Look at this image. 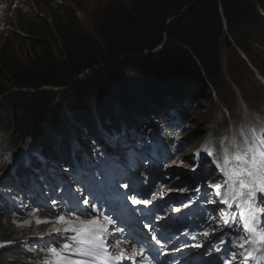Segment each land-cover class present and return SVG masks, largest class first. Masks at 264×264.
I'll use <instances>...</instances> for the list:
<instances>
[{"label":"trees","instance_id":"1","mask_svg":"<svg viewBox=\"0 0 264 264\" xmlns=\"http://www.w3.org/2000/svg\"><path fill=\"white\" fill-rule=\"evenodd\" d=\"M127 3L130 10L104 18L99 25L97 34L103 48H98L99 42L90 36L71 32L72 36L65 37L66 53L62 59L45 49L42 56L33 57L27 65L19 58H12L10 49L6 50L3 44L0 55L6 59L0 66L4 82L0 84V133L10 139L12 151L22 142L21 154L25 151L34 156L40 152L58 159L70 144L68 132L63 129L67 112L58 102L73 109L80 120L87 116L83 115L84 109L99 102L102 103L91 113L107 111L113 91H119L123 105H129L130 93L134 89L139 92L138 86L151 88L154 93L162 92L164 86L165 89L179 86L178 93L171 97L174 104L169 102V105L178 104L182 116L193 115L192 97L199 94V88L206 90L202 99L209 102L211 89L218 94L224 86L223 50L226 55L237 54L228 37L264 77V59L259 61L258 53L246 50L245 42L238 36L243 25L250 22L253 25L247 26L256 33H249L250 40L264 35V18L258 13V7L264 11V0H129ZM230 78L243 99L256 108L260 106H256L257 90L253 82L233 74ZM192 80H198L196 87L183 86ZM62 90L71 92L75 98H66ZM161 106L157 104L155 111ZM127 118H133L130 120L136 123L132 112H128ZM80 129L92 132L93 121L87 127L82 124ZM36 143L43 149H37ZM50 151L54 152L52 156L48 155ZM2 218L12 224L10 215L0 213ZM19 248L4 247L0 257L5 263L0 264H34L36 259L26 256L23 246Z\"/></svg>","mask_w":264,"mask_h":264},{"label":"rangeland","instance_id":"2","mask_svg":"<svg viewBox=\"0 0 264 264\" xmlns=\"http://www.w3.org/2000/svg\"><path fill=\"white\" fill-rule=\"evenodd\" d=\"M128 1L129 0H37L36 5L38 9L33 10L39 11V13L36 17H30L26 15L30 12L27 5L32 6V3H35V0H0V8L11 10V13H0V50L3 51V44H5L6 50L10 49L12 58H19L27 65H30L33 57L36 56L38 58L39 56H42L45 49L51 50L54 55L62 59L66 53L65 37L72 36L73 33L71 32H81L88 35L99 42L98 48H103L97 34L99 25L104 18L118 16L119 12H125V9L130 10L127 3ZM13 6L18 9L15 17L11 16L14 12L13 8H11ZM258 12L260 14V10H258ZM5 19H8L11 23L5 21ZM251 24V22L247 24L245 23L241 31L238 33V36L239 39L245 42L246 50L250 52L253 50L258 53L261 57L258 59L259 61H262L264 59V35L261 34L258 40V37H256L254 41L250 40L251 35L249 33L254 31V29L249 28L247 25ZM254 35H256L255 31ZM260 42L263 49L259 45ZM237 49L235 50V53L237 54L232 56L228 54L226 55V51L223 50L222 69L225 82L224 86L218 91V94L211 90V101L206 102L203 100L208 99H202V92L206 90L199 88V94L197 93V96L192 97L195 102V107L192 112L193 115L189 114V116H185L180 120L173 121L174 125L179 126L178 132L174 133V140L178 141L177 143L181 146V153L180 155L169 158L165 163L170 164V168L166 172L167 175H165L162 186H167L168 184L175 183L181 179L188 180L192 174V165L195 164V153L199 149V154H202V157L203 155H207L206 153L208 152V149H206V147L209 145H214V148L218 150V152H216L217 161L203 160V162L206 163L207 168L212 171L213 174L218 171L219 175L217 176V179L219 178L226 182L229 180V169L233 168L230 163L225 164L224 158L227 156L225 154L226 147L229 146V149L226 150V152L227 154L228 151L232 152V157L235 163V156L245 151L242 147L237 146L235 149H239L240 152H235L233 145H231V134L229 132L231 126L233 127V135L235 133V128L241 127L243 130V120L247 117H245L244 112L241 110L242 104L245 105L248 117L252 122L257 123L258 117L264 118V109H259V111L252 110L249 103L240 96V90L230 78L231 74H233L236 78H242L245 81L253 82L252 73H250V68L248 67L250 63L247 60V56L243 50ZM240 53L244 55V59L241 57ZM5 59V55H0V66ZM230 70L232 73H229ZM198 83V80H192L185 82L183 86L194 88ZM0 84L4 85L1 73ZM257 84L258 86L254 83L257 90V105L263 106L264 87L259 81ZM164 87L162 92L154 93L151 88L145 89L138 86L140 92L136 93V89H134L130 93L131 97L130 101H128L130 109L123 106L119 96L120 92L113 91L114 94L109 98L111 104L109 113H112L113 110L118 108L123 112V115H126L131 110L139 113L141 111L138 107L139 105L148 112L152 109V106L156 105L157 99H161L164 94L174 96L178 93L180 88L179 86H166L167 89ZM60 92H62L66 98H75L71 96V92L69 91L62 90ZM111 99L115 100L112 101ZM165 119L166 118H163L162 120ZM158 122L156 125L159 124ZM204 126L206 128L208 127L209 130L203 128ZM214 132L217 134L221 133L220 137H215L213 134ZM123 140L125 139H122V141ZM78 142L81 146L86 145V139H78ZM11 144L12 143L7 135L0 134V174L3 172L2 175L5 173L4 171L7 167L9 168L11 164L15 163V161L11 163V156L9 157ZM104 144L106 146V143ZM126 147L128 148V146ZM123 159L124 158L121 157L120 161ZM125 164L128 165L129 163L126 162ZM86 168L88 169V173H85L84 179L85 183L90 185L94 174L89 167L88 161L86 162ZM31 169L33 168L31 167L28 170ZM94 169L97 170V167H94ZM145 172V169H143V176L146 174ZM100 174L105 175V171H100ZM228 185L231 187L230 184ZM162 190L168 191V193L177 192L174 188L164 189L163 187ZM147 195V197L136 195L137 198L134 199L137 200L138 198H141L144 199L143 201L146 199L149 202H153V199L157 196L153 193H147ZM16 200H21V197L17 196ZM57 212L58 210H54V216H57ZM164 213H167V211ZM11 219L14 220V224L6 225L9 221L0 220V243L6 242L5 240H17L21 234L16 232V226L33 223L36 220V212L22 214L15 219ZM74 224L79 225V221L74 222ZM115 227H111V229H109V235H107L108 244H114V247L112 248L113 253L117 252V243L122 241L124 235L123 224L115 223ZM56 229H58L57 222L42 232L40 234L41 238H46V236L52 235V232L56 231ZM10 230L13 231L10 232ZM119 233H121L120 237ZM45 240H51V238L49 237ZM53 245L59 247L57 241ZM4 260L5 259L0 257V263H5Z\"/></svg>","mask_w":264,"mask_h":264},{"label":"bare ground","instance_id":"3","mask_svg":"<svg viewBox=\"0 0 264 264\" xmlns=\"http://www.w3.org/2000/svg\"><path fill=\"white\" fill-rule=\"evenodd\" d=\"M36 1L37 0H35V3L34 4H36ZM29 11L30 12L28 14H26V15H28L30 17H36V15L39 13V11H32V10H29ZM2 12L11 13V10L4 9V8H0V13H2ZM16 12L17 11H14V13H16ZM11 16L15 17V14H11ZM5 21H8L9 22L8 19H5ZM9 23H11V22H9ZM23 36H25V35H23ZM228 40L231 43H234L233 40L230 37H228ZM233 47L235 49L237 48L236 46H233ZM171 97H172V95L164 94L161 99H159V100L157 99L156 100V102H157L156 105L157 104H162L166 109H168L169 106H170L169 105L170 104L169 102L171 101ZM58 98H60L59 95H58ZM58 103L67 112V121H66V123H63V129L67 130L70 126H73V125H76L79 128H81L82 124L85 125L86 127L87 126H90L91 123H92V121H94L93 118H91V117L94 116V118H95L96 117V114H98V112H99V111H94V113H91V111L94 110V108L98 107L99 104L102 103V102H99L96 105H93L92 107H87V109H84V112L85 113L83 115L84 116L87 115V116L85 118H83V119L81 118L80 120L79 119H76L77 113L73 109H69L68 106L62 104L61 102H58ZM175 105H178V104H175ZM109 109H111V106L109 107ZM109 109L107 111L102 112L98 116H101V120L102 121H107L106 122V125L107 126L109 125L108 126V129L109 130L107 132L108 134H111V133L116 132L118 130L117 127H114V126H111L110 125V122L113 121L114 119L120 125L124 124V125H128L129 126V128L124 129L123 133H121V136L122 135H126L127 137H132L133 138V140L129 142L130 144L127 145L129 150H132V149H134L136 147V143H134V142L138 138L148 137V135H146V133H145L146 131L143 130L142 128H140L141 126L140 127L139 126H136L135 122L130 120V119H133V118H130V119L127 118V117H121V118H119L117 115H114V114L109 113ZM170 116L173 118V121L177 120V116H175L173 114H170ZM69 117H70V119H69ZM89 119H91V121ZM142 119H143V121L146 124V128L149 129V130L152 127H154V125L158 121H161V117H159L158 114L154 113L151 110L148 111V112H146V113H144L143 116H142ZM147 119H152L153 120V124L148 123L147 122ZM72 122H74V123L72 124ZM95 128H96V125L93 124V129H95ZM203 128H206V127L204 126ZM206 129L209 130L208 127ZM0 134H2V133H0ZM213 134H214L215 137L218 136V134L216 132H214ZM256 139H258V137ZM246 141L248 143H250V139L249 138H246ZM121 142H122V140H120V137H116V138L110 140L108 143L105 142L106 143V146H105V144H103L102 149L100 150V155L96 156L95 153L98 152L99 150L94 149L91 152V154H90L91 156L85 157V159H84L85 162L88 161L89 167L93 171V174L96 175V179H92L91 182H94L96 184H99V183H102L103 181L106 180L105 179V176L106 175L111 176V173H112V170L113 169L110 167V165H112V166H116L117 165L119 170H123V169L131 170V169H134L136 167V165H133V166H130L129 167L127 164H122L121 163L120 159L122 157V153L126 152V150L124 148L123 149L120 148L119 150L112 151V152L110 151L111 148H113L115 145H117L118 143H121ZM36 144H37L36 145V148L37 149H43L38 143H36ZM100 145H101V143H99L98 146H100ZM21 146H22V142H20V144L18 145V148L17 149H14L13 148L14 153L11 155V158H10L11 163H13L15 161V157H16L15 153L21 150ZM45 149H48V148L45 147ZM228 149H229V146L226 147V150H228ZM60 151H63V150H60ZM213 151H216V149H213L211 153H214ZM53 154H54V152L53 151H50V153L48 155L52 156ZM226 155L227 156H230V155H232V152L228 151V154L226 152ZM18 162L21 163L22 161L19 160ZM127 163H129V162L127 161ZM36 165L37 166H41L42 165V162L37 161L36 162ZM27 166H28V169L31 168V167L33 168V165L32 164H28ZM22 167H23L22 165L17 164L16 161H15V163L11 164V166L8 168L9 171L12 170V171L16 172V176H17V179H16L17 180V183H16V185H14V187L12 189L10 188V184H9L8 181L2 180L4 178V174L5 173L0 177V189H1L2 193L8 194L10 192L9 195H7V196L4 195V196L0 197V213L1 214L10 215V216L15 215L16 214V210L10 208V205L13 206V202L14 201H17L16 200V197L19 196V195L16 194L17 190L18 189H21L23 191V190L30 189L33 186L30 182H26L25 181V179L21 176V172H18V169H21ZM94 167H97V170L94 169ZM33 169H31V170H33ZM86 170H87L86 173H88V169L87 168H86ZM102 170L105 171V175L104 174L103 175L100 174V171H102ZM45 171L48 172L49 170H46L45 169ZM22 173H28V171L26 169H22ZM140 174L143 176V170H141ZM134 177H135V175H130L129 178L135 180L136 178H134ZM46 187L47 186H45V188ZM10 189H11V191H10ZM46 190L48 192H51L50 189H46ZM85 193L86 192L84 191L83 192V195H82V198H83L82 200L83 201L86 200ZM98 195H99V199L98 200H100L103 197L102 192L101 191L98 192ZM90 202H92L93 204H95L97 201L95 200V198H93L92 200H90ZM93 204H90V208H89V203L86 204V206H88V208L90 209L92 216H93V212H92L91 209L93 207H91V206ZM115 204H116V206H115L116 212L123 219L126 220L128 218V219L131 220V222H129V224H131V228L132 229H142V225L145 224V223H148V222H149L150 229L152 228V223H151L152 221H151L150 217L148 216V214H143L142 215L140 213H137L135 215H131L129 212L123 213L121 210L124 208V205L125 204L126 205H129V203L126 202V201H124V202L118 201ZM121 204H122L123 207H121ZM143 204L144 203L141 201L140 202V205H139L142 210H144V211H147V210L154 211V209H155V203H154V201L153 202H149L147 205H143ZM77 206H78L79 210H82L81 213L78 216L79 219H80V221H83L85 223H87L88 221H90L91 220V216L83 212L85 210V209H82L84 207V205L80 206V204L77 203ZM134 206H136L137 209L139 208L138 205H134ZM130 208H132V206H130ZM146 216L148 217V219H146V220H148V222L147 221L146 222L145 221H142V219L145 218ZM1 221H6V219L5 218H2ZM13 221L14 220H11V222L14 224ZM42 221H44V220H42ZM6 225H8V224L6 223ZM74 225H76V224H74ZM76 226H80V225H76ZM48 227H51V225L48 226ZM112 227H115V225L112 226ZM17 241H19V239H17ZM29 242H31V241H29ZM31 243L34 244L33 242H31ZM19 246L20 245L17 244V247L18 248H19ZM47 247L48 246H46V248ZM20 252H22V250H20Z\"/></svg>","mask_w":264,"mask_h":264},{"label":"snow or ice","instance_id":"4","mask_svg":"<svg viewBox=\"0 0 264 264\" xmlns=\"http://www.w3.org/2000/svg\"><path fill=\"white\" fill-rule=\"evenodd\" d=\"M259 151V155L255 152ZM225 164L229 163V159L225 156ZM236 166L229 169V180L226 181L232 187L231 193H225L227 199L223 202L228 203L229 199L238 202V206L241 208L239 219L243 221V228L248 232V236L245 239L240 237V243L238 247L244 250L241 255L245 261L253 258V251L248 250L246 245L249 244H261L264 245V231L256 228L257 219L264 217V209L260 208L256 202L255 194L257 192L264 193V139H257L252 149L245 150L235 156ZM186 191V189H184ZM264 199V196L261 197ZM134 203H140V201H133ZM85 204L89 203L84 201ZM144 204H148L149 201H143ZM93 207H95L93 205ZM104 220L108 224L114 223L109 217H104ZM59 222L73 223L72 221H66L63 216L58 217ZM79 221V227H74L73 232L76 233L72 237L75 242L73 245L65 244V249L79 248V254L83 257H89L92 259L97 258L100 254L105 252L104 241L102 239L105 232V226L100 224L97 220L93 219L87 223ZM39 222V221H38ZM227 223V221H225ZM260 229H264V220H262ZM56 231H60L56 229ZM207 235V233H205ZM155 239V237H153ZM199 246V245H198ZM55 255L57 259L53 261H45V264H87V261H74L67 259L63 253L57 251L56 248L48 250ZM139 255V253H136ZM233 256L238 255L236 252L232 253Z\"/></svg>","mask_w":264,"mask_h":264}]
</instances>
